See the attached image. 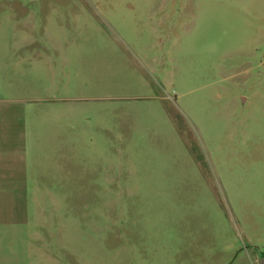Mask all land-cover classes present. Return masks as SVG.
Instances as JSON below:
<instances>
[{"label": "rangeland", "instance_id": "obj_1", "mask_svg": "<svg viewBox=\"0 0 264 264\" xmlns=\"http://www.w3.org/2000/svg\"><path fill=\"white\" fill-rule=\"evenodd\" d=\"M0 264H264V0H0Z\"/></svg>", "mask_w": 264, "mask_h": 264}, {"label": "crops", "instance_id": "obj_2", "mask_svg": "<svg viewBox=\"0 0 264 264\" xmlns=\"http://www.w3.org/2000/svg\"><path fill=\"white\" fill-rule=\"evenodd\" d=\"M4 179V177L3 176H0V183H3V182H9V181H4L3 180ZM0 191H7L8 192V186H2V187H0Z\"/></svg>", "mask_w": 264, "mask_h": 264}]
</instances>
